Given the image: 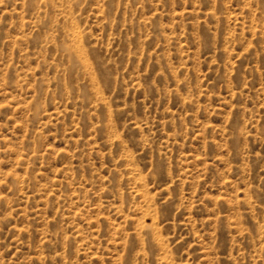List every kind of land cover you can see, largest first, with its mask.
<instances>
[{"label":"rangeland","instance_id":"1","mask_svg":"<svg viewBox=\"0 0 264 264\" xmlns=\"http://www.w3.org/2000/svg\"><path fill=\"white\" fill-rule=\"evenodd\" d=\"M0 264H264V0H0Z\"/></svg>","mask_w":264,"mask_h":264}]
</instances>
